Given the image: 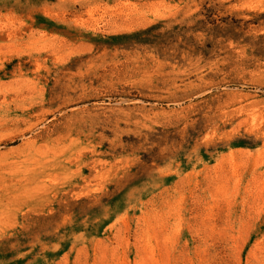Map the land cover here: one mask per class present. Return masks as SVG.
Wrapping results in <instances>:
<instances>
[{
  "label": "rangeland",
  "instance_id": "rangeland-1",
  "mask_svg": "<svg viewBox=\"0 0 264 264\" xmlns=\"http://www.w3.org/2000/svg\"><path fill=\"white\" fill-rule=\"evenodd\" d=\"M0 264H264V0H0Z\"/></svg>",
  "mask_w": 264,
  "mask_h": 264
}]
</instances>
